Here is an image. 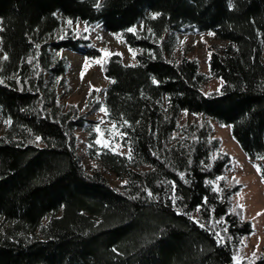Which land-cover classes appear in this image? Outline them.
I'll return each mask as SVG.
<instances>
[{
    "label": "trees",
    "instance_id": "1",
    "mask_svg": "<svg viewBox=\"0 0 264 264\" xmlns=\"http://www.w3.org/2000/svg\"><path fill=\"white\" fill-rule=\"evenodd\" d=\"M78 21L136 51L131 65L117 53L100 65L128 155L94 143V90L82 110L60 100L59 51L100 55L74 34ZM181 31L227 41L209 48L219 92L202 91L195 59L170 54ZM182 110L229 125L243 152L264 160V0H0V264H264V253L234 262L252 227L231 205L239 186H214L231 158L210 124L179 125ZM76 127L103 168H84Z\"/></svg>",
    "mask_w": 264,
    "mask_h": 264
},
{
    "label": "rangeland",
    "instance_id": "2",
    "mask_svg": "<svg viewBox=\"0 0 264 264\" xmlns=\"http://www.w3.org/2000/svg\"><path fill=\"white\" fill-rule=\"evenodd\" d=\"M67 24L64 22L63 26ZM74 34L83 35L89 40L85 46H95L99 49L100 55L88 58L84 54L76 53L68 49H61L59 52L67 63V70L60 76L58 93L64 105L74 104L79 110L86 106L88 94L94 90L98 107L85 116L87 125L95 134L94 143L101 149H110L118 154H129V148L122 139L119 126L115 124L107 114L103 105V91L108 85L100 65L102 60L117 53L122 62L127 65L135 63V50L128 47L122 40L120 33L106 30L100 23H85L78 21L72 25ZM140 29L141 24L134 26ZM226 40L216 37L210 31H181L176 34V41L170 50L171 55L180 53L188 58L195 59L199 63L200 70L207 75V81L203 84L204 93L219 92L223 83L218 76H211L208 66L209 48L220 51L226 44ZM93 99V98H92ZM105 111H101V109ZM179 125L190 123H207L211 127V136L219 139V151L230 156V164L224 172L215 180L214 186L217 190L222 187L238 185L239 188L231 195L232 208H237L244 220H249L252 231L244 235L235 253L234 262L256 259L264 253V183L257 170V164L264 163L263 159L252 161L241 149L239 144L231 135L230 126L218 122L212 117L204 114L191 113L185 110L178 115ZM7 121L0 119V133L6 127ZM87 127V126H86ZM100 128V132L96 128ZM77 144V153L80 161L86 170L103 168L97 159L89 155L90 146L89 133L82 127L74 129ZM99 139L101 142L96 143ZM108 147H105V144ZM99 151V150H98ZM111 183L119 185L115 174L107 169L103 170ZM196 217V211L193 213Z\"/></svg>",
    "mask_w": 264,
    "mask_h": 264
},
{
    "label": "snow or ice",
    "instance_id": "3",
    "mask_svg": "<svg viewBox=\"0 0 264 264\" xmlns=\"http://www.w3.org/2000/svg\"><path fill=\"white\" fill-rule=\"evenodd\" d=\"M69 23H71V21H69ZM130 31H131V29H130ZM6 58V57H5ZM101 111L103 112V111H105V109H101ZM96 131L99 133L100 132V128L99 127H97L96 128ZM101 141L99 140V139H97L96 140V143H100ZM105 147H108L109 145L106 143L105 145H104ZM257 170L259 171L260 169H259V167H257ZM150 194V193H149ZM151 195V194H150Z\"/></svg>",
    "mask_w": 264,
    "mask_h": 264
}]
</instances>
